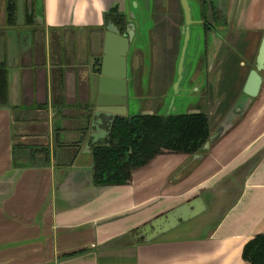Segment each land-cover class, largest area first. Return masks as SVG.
I'll use <instances>...</instances> for the list:
<instances>
[{"label":"crops","instance_id":"0c3cea01","mask_svg":"<svg viewBox=\"0 0 264 264\" xmlns=\"http://www.w3.org/2000/svg\"><path fill=\"white\" fill-rule=\"evenodd\" d=\"M128 1L0 0V264H249L243 247L264 233V70L257 96L201 156L161 154L128 184L93 183L90 125L106 11H126ZM217 2L225 19L203 31L212 41L207 51L217 49L207 70L226 64L227 77L231 55L244 57L234 104L264 34V0ZM8 4L15 7L11 23ZM193 19L194 27L202 22ZM138 64L134 56L132 78L128 65L124 117L136 115ZM223 80H213L217 90L206 86L211 124L225 101ZM95 119L94 130L104 133L109 117ZM197 198L205 205L198 215L150 239L152 230L138 231Z\"/></svg>","mask_w":264,"mask_h":264},{"label":"water","instance_id":"95a60500","mask_svg":"<svg viewBox=\"0 0 264 264\" xmlns=\"http://www.w3.org/2000/svg\"><path fill=\"white\" fill-rule=\"evenodd\" d=\"M183 15L184 21L181 28V37L179 42V51L176 59L175 65V78L171 87L172 93V102L176 95L187 92V89L183 88L185 83V73L186 75L190 71V67L193 63V59L197 54V48L200 45V41H204L203 29L199 24L194 27V19H200L199 9L197 6H194L196 12L193 10V6L189 0H179ZM112 10H115L116 14H121L123 9L120 10L119 6L112 7L107 9L106 13H110ZM195 14V15H194ZM196 21L197 23L199 21ZM127 21L130 25L133 26L134 22L132 18H128ZM135 25V24H134ZM149 28V26H147ZM148 28L142 30L145 37H148ZM134 33L132 30L123 33L121 29L115 25L113 22H109L106 27V32L104 35V49L103 57L100 70V85H99V95L95 103V112L94 118L91 121L90 129V146L98 145L99 139L108 138L114 119L116 116H124L126 113V105L128 103L127 96V69L129 60L127 59V54L130 49V45L138 44L141 39H133ZM193 41L194 51L191 56L188 55V48L190 43ZM205 46V43H203ZM217 53L216 46L207 51V62L210 69L211 64L214 61L215 55ZM187 64V66H186ZM264 70V34L260 41L254 68H252L247 76L245 84L242 88V95L234 103L232 108L227 112L224 119L221 123L210 133L209 139L205 142L200 152L192 155L193 157L201 156L200 153H203L209 149V146L213 144L224 132L229 129L243 114L249 105L252 98L256 97L261 86L262 76L261 72ZM170 101V99H169ZM169 103V102H168ZM168 106V105H166ZM168 110V109H166ZM168 110L165 112L166 115H174ZM100 115H105L109 117V127L103 133L95 131V123L97 120L96 117ZM89 145H87V149ZM92 156V155H91ZM194 207V210L187 213L188 206ZM205 208L202 200L197 198L194 201H191L189 204L177 207L172 211H169L164 217H159L147 225L139 229V232L152 230L153 233L149 234L146 238L150 239L151 237H156L164 230L169 229L174 224H179L181 221L187 220L189 217H193L201 213ZM164 220H169V225H166L164 229H160L162 222Z\"/></svg>","mask_w":264,"mask_h":264},{"label":"trees","instance_id":"16d2710c","mask_svg":"<svg viewBox=\"0 0 264 264\" xmlns=\"http://www.w3.org/2000/svg\"><path fill=\"white\" fill-rule=\"evenodd\" d=\"M11 23L15 7L7 5ZM112 10L109 14H114ZM113 21L120 23L121 17ZM3 72L1 71V74ZM5 75L0 76L4 81ZM207 112L174 115L136 114L116 116L109 137L92 148V178L95 185H125L133 171L161 154L194 155L200 152L211 133ZM242 258L249 264H264V233L246 242Z\"/></svg>","mask_w":264,"mask_h":264},{"label":"rangeland","instance_id":"374dc122","mask_svg":"<svg viewBox=\"0 0 264 264\" xmlns=\"http://www.w3.org/2000/svg\"><path fill=\"white\" fill-rule=\"evenodd\" d=\"M159 0L160 5L157 4V7L159 8L160 14L163 15V18H161L163 21H165L168 26V29L173 30L174 32L176 28L179 26L177 23L178 18H173L172 15L176 14L178 12V6H177V0ZM194 12H196L192 1H190ZM158 10V9H157ZM195 15V14H194ZM175 35V33H174ZM168 37V36H167ZM152 41V44L150 43ZM147 40L145 39L140 43L138 46L139 50H142L144 59L146 58L143 73L141 74V81H142V88L140 89L141 97L139 96L136 104H135V111H133V114H158V115H164L165 112L168 110H171L172 114H181V113H193V112H206L207 106L204 105L203 107H199L200 99L196 98V89L199 88V91L202 90V86L197 85L198 83H201L202 85L206 84L207 79L205 78V72L204 69L200 70L199 76L194 78L195 74V68L196 64L201 56L205 54V46H203V43H206V41H200V45L197 48V54L195 55L193 59V63L190 67L189 73L186 75L185 73V83L183 85V88L187 89V92L181 93L180 95H176L174 102H172V93H171V87H170V78L165 77L164 69L168 70V73L173 68L174 60L177 59L178 52H169V49L171 48L175 49L174 42L178 43L180 41H177L170 37L165 40L159 39L158 37L154 38L153 40ZM209 45L212 46V41H208ZM149 46V52L146 53L145 46ZM207 49V48H206ZM194 51L193 41L190 43L188 48V55L191 56ZM252 51V50H251ZM249 57L252 58V52H250L249 49ZM148 54V56H147ZM141 56V54H140ZM142 57V56H141ZM244 57L239 54L238 58L231 55L230 60V68L233 71L232 74L230 72L227 73V77L224 78V87L222 88L225 93V101L222 103L219 107L214 108L216 110L217 116L212 120L211 128L215 127L216 124L220 121V116L225 115L234 105L232 102L235 99L238 91V73L235 71L239 70L237 68L238 66V59L244 60ZM176 65V61H175ZM187 66V64H186ZM175 67V66H174ZM247 67H245L246 71ZM166 70V71H167ZM244 71V74H245ZM167 73V75H168ZM171 74V73H170ZM198 75V74H197ZM175 78V76H174ZM197 78V79H196ZM241 80V77L239 81ZM196 83V84H195ZM200 86V87H199ZM199 94V93H198ZM197 97H200L198 96ZM200 95V94H199ZM191 96V97H190ZM190 97V98H189ZM170 99V101H169ZM188 99V100H187ZM169 102V103H168ZM168 105V106H166ZM202 106V105H201ZM212 107L214 105L212 104ZM168 109V110H166Z\"/></svg>","mask_w":264,"mask_h":264},{"label":"flooded vegetation","instance_id":"af4514ba","mask_svg":"<svg viewBox=\"0 0 264 264\" xmlns=\"http://www.w3.org/2000/svg\"><path fill=\"white\" fill-rule=\"evenodd\" d=\"M168 1H170V0H168ZM190 1H192L193 5L197 6V8L199 9V16H200V19L202 20V22L199 24V26L202 27V29L205 33V36H207V34L209 32L213 31V29H215L216 26L223 24V19H225V17H224V13H223L221 7L219 6V3L217 2V0H190ZM176 2H177V6H178V12L175 15L173 14L172 17L178 18L177 23L180 26L183 24L184 15H183V11H182L179 0H177ZM157 4L158 5L161 4V3H159V0H129L128 1L129 7H127L126 11L122 12L121 14H116V13L109 14V20H111V22H113L115 25H117L123 33L128 32V30H132V32L134 33L133 39H141L138 43L139 45L145 39H147V40L149 39L151 41V40H153V37L154 38L158 37L159 39H163V40L165 39L166 40L169 37V35H170V37H172L174 39V41L175 40L180 41L179 26L176 28V30L174 32H172L173 30L168 29V26H167L168 23H166L165 21H163L161 19V18H163V15L160 14V12H162V11L159 10V8L157 7ZM116 15L121 17L122 21L120 23H117V22L112 20L113 17ZM128 18L135 19L137 21V23H135V25L133 24V26L130 25L129 22L127 21ZM147 26H149V28ZM145 28H148L147 29L148 30V37H145L143 35L144 33L142 32V30ZM174 33H175V35H174ZM205 41H206V43H205V54L199 58V60L196 64L195 74H194V78L196 76L198 78L199 72L201 69L202 70L204 69V71H206L205 72V78L207 79L206 84L202 85L201 83H198L197 85L200 84V86H202L203 88H202V90L199 91V88L197 87V89L195 91V93H196L195 97L200 99L199 100L200 101L199 107H203L206 104L205 103L206 96H207V87L206 86L208 85V82H209V85L211 87L212 83H214L213 80L215 81L217 78L219 79L220 75L222 77H224V74H225L224 69L226 67V64L223 65L224 68H222L223 69L222 73H221L222 69H219V68H217V70H215V72H213V73H212V71L208 72V70H207V65H208L207 49L206 48H207V45L209 44L208 41H210V40L205 39ZM150 43L152 44V41ZM138 44L137 45L134 44L133 46L130 45V49H129L128 54H127V59L129 60V75H128L129 78L133 77L132 73L130 71V61H132V58H134V56H136V58H138V60H139L138 69H137V81H138V90H137L138 96L137 97L139 98V96L141 97L140 89L142 88L141 87L142 86L141 85L142 84L141 74L143 73L146 58L144 59V57H143L144 55L141 52L142 50L138 49V46H139ZM174 46H175V49L171 48V50L169 49V52L172 51V52L177 53L179 51V42L178 43L174 42ZM144 48L146 49V53H148L149 52V46L146 45ZM224 48L227 49V53L230 56V53L233 52V48L230 45H228L227 43L225 44ZM140 54L142 57L140 56ZM147 56H148V54H147ZM175 61H176V59L174 60L173 68L170 71L171 74L168 73L167 69H164V71H163V72H165L164 73L165 77L169 78L171 75L170 84H169L170 87L173 84L174 76H175V67H174ZM227 61H228V59H227ZM167 73H168V75H167ZM218 74H219V77H218ZM212 87L216 89L215 86H212ZM211 90H213V89L211 88ZM197 94L200 97H197ZM220 105H218V107ZM139 114H141V113H139Z\"/></svg>","mask_w":264,"mask_h":264}]
</instances>
